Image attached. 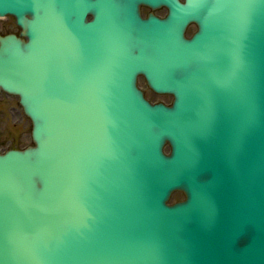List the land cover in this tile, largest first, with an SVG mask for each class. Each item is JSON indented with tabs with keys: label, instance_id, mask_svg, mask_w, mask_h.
<instances>
[{
	"label": "rangeland",
	"instance_id": "1",
	"mask_svg": "<svg viewBox=\"0 0 264 264\" xmlns=\"http://www.w3.org/2000/svg\"><path fill=\"white\" fill-rule=\"evenodd\" d=\"M2 99L4 97L0 98V151L10 145L23 147L29 143L27 118L21 112L16 100L1 101Z\"/></svg>",
	"mask_w": 264,
	"mask_h": 264
},
{
	"label": "water",
	"instance_id": "2",
	"mask_svg": "<svg viewBox=\"0 0 264 264\" xmlns=\"http://www.w3.org/2000/svg\"><path fill=\"white\" fill-rule=\"evenodd\" d=\"M193 226L200 227L203 225L200 221L193 220ZM248 222H244L242 224L237 222H232L230 224H225L223 228V233H229L231 235L230 238L220 236L216 238L217 246L222 253H229L232 255V252L236 250V243L239 242V238L242 235V229L249 227ZM231 227V228H230ZM247 227V228H248ZM214 228V227H213ZM254 230H259L260 234L264 237V220L260 222H253V232ZM252 232V233H253ZM251 232L248 233L247 239H243L242 242H246L252 234ZM239 264H257V260L254 256L244 254L242 256V261H239Z\"/></svg>",
	"mask_w": 264,
	"mask_h": 264
}]
</instances>
